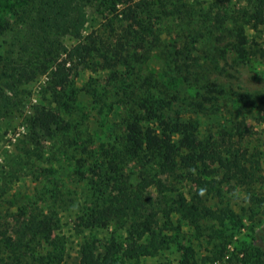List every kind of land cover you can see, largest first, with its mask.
Returning a JSON list of instances; mask_svg holds the SVG:
<instances>
[{
	"label": "trees",
	"instance_id": "1",
	"mask_svg": "<svg viewBox=\"0 0 264 264\" xmlns=\"http://www.w3.org/2000/svg\"><path fill=\"white\" fill-rule=\"evenodd\" d=\"M169 3L22 0L8 8L0 4L2 11L9 10L20 22L16 38L0 53V117L11 115L22 105L28 86L46 77L39 100L26 116L28 131L11 158L9 176L18 178L25 170L32 171L41 183L54 182L59 144L61 153L67 155L72 143L79 145L80 130L74 129L76 124L64 112L76 108L78 88L70 85L81 67L104 71L114 81L98 93L92 83L85 88L94 92L102 124L107 121L105 99L110 90L125 107L122 136L95 153L89 151L88 160L76 156V172H88L80 192L57 181L52 187L44 184L42 203L21 209V220L12 224L0 249L4 264H66L68 238L61 230V210L71 194L77 202L74 224L78 232L112 228L100 241L84 235L79 264H152L148 258L166 256L174 248L179 256L165 258L160 264H200L192 255L193 246L181 244L184 227L200 234L205 218L221 225L235 221L231 199L224 197L226 187L244 188L256 200L257 185L264 181V152L251 144L254 130L247 116L264 105V95L240 94L230 104L236 116L221 113L217 130L204 136L198 118L170 116L180 94L176 91L170 96V49L162 45L153 20L156 12H162L159 16L173 12L168 10ZM91 7L103 11L106 20L87 32ZM229 20L237 53L244 59L249 51L246 26L264 24V0L233 6ZM7 29L9 22L0 17V33ZM158 49L167 57L169 77L162 85L153 74H141L143 64ZM214 99V104L222 105L218 96ZM46 143L52 145L47 149ZM263 200L257 198L259 204ZM252 246V256L257 259L251 260L245 253L240 264L249 260L264 264V226L255 232ZM226 250L218 249L202 262L222 260ZM228 261L235 263L233 256Z\"/></svg>",
	"mask_w": 264,
	"mask_h": 264
},
{
	"label": "rangeland",
	"instance_id": "2",
	"mask_svg": "<svg viewBox=\"0 0 264 264\" xmlns=\"http://www.w3.org/2000/svg\"><path fill=\"white\" fill-rule=\"evenodd\" d=\"M21 1L0 0V4L8 8L12 3L19 5ZM245 3L246 0H170L168 10L173 12L164 13L166 16H159L162 12H156L153 19L159 28L162 45L170 49V96L176 91L180 94L174 110L170 111V116L198 118L201 136L217 130L216 124L222 120L221 113H225L228 118L236 116L232 114H235V108H231L230 104L237 101L240 94L248 92L264 95V24L257 27L252 24L246 26L249 51L244 59L237 53V41L231 30L230 10L235 5ZM2 8L3 6L0 8V17L9 22V29L0 33V53L16 38L20 27L18 18L13 14L11 16L9 10L2 11ZM105 20L103 11L98 7H91L86 31L90 32L99 27ZM166 59L163 50H156L143 64L142 76L153 74L154 79L159 80L161 85L162 82L165 83L169 77ZM45 79L46 77L42 76L30 84L22 105L11 115L0 117V249L4 246L3 240H7L12 231V224L21 220V209L42 203L39 198L44 184L52 187L57 181V184H64L69 190L80 192L88 172H76V156L88 160L89 151L95 153L103 146L108 147L124 132L122 117L125 107L117 99L112 86L109 97L105 99V111L108 114L107 121L103 124L98 108L95 107L94 92L89 93L85 89L92 83L98 93L114 81H111L104 71L81 67L78 73L72 76L70 85L78 88L76 108L72 113L64 112L66 119L73 120L76 124L74 129L80 130L79 145L72 143L67 155L61 153L63 149L59 144L61 152H58L59 158L55 157L54 161V182L45 180L41 183L32 176V171L25 170L19 173L18 178L9 176L11 158H14L13 154L18 150L17 144L22 145L19 143L20 139L28 131L26 116L31 105L39 100ZM162 87L166 88L165 85ZM216 96L222 105L214 104ZM111 103L112 109L109 108ZM247 123L254 130L251 144H257L264 152V105H259L248 113ZM50 145L52 143H46L47 149ZM5 170H8V173H5ZM95 170L93 169V172L97 174L98 171ZM255 196L256 200L251 199L244 188L233 190L226 187L224 197L231 199L236 212L235 221L221 225L216 219L205 218L200 234L185 225L184 232H181V244L193 246L192 255L200 264H240L247 257L245 253L251 260H256L257 256H252L255 254L252 239L255 232L264 226V200L262 204L257 201V198H264V181L257 185ZM73 197V194L68 197L65 208L61 210V230L68 238L66 264H79L80 243L84 235L94 236L100 241L112 229L99 228L92 232H78L74 224L78 208ZM223 248L227 250L222 260L211 262L207 259V263L202 262L206 256H213L215 251ZM179 253L174 248L168 251L166 256L148 258L147 262L160 264L168 257L176 259ZM232 256L235 263L228 261ZM261 258L264 260V254ZM0 263L4 264V261ZM245 264L253 263L249 260Z\"/></svg>",
	"mask_w": 264,
	"mask_h": 264
}]
</instances>
